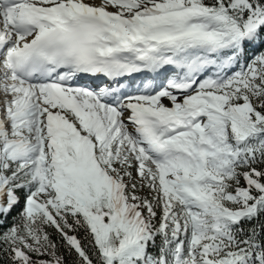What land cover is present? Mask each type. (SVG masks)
<instances>
[{
    "label": "snow or ice",
    "instance_id": "6c2138e0",
    "mask_svg": "<svg viewBox=\"0 0 264 264\" xmlns=\"http://www.w3.org/2000/svg\"><path fill=\"white\" fill-rule=\"evenodd\" d=\"M0 264H264V0H0Z\"/></svg>",
    "mask_w": 264,
    "mask_h": 264
}]
</instances>
